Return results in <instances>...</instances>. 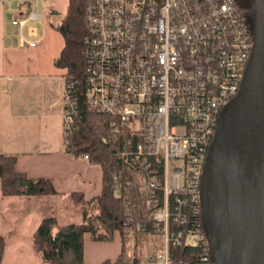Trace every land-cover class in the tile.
<instances>
[{"label":"built area","instance_id":"obj_1","mask_svg":"<svg viewBox=\"0 0 264 264\" xmlns=\"http://www.w3.org/2000/svg\"><path fill=\"white\" fill-rule=\"evenodd\" d=\"M250 15L236 0H86L81 92L77 78L63 75L64 152L90 162L71 143L81 94L87 110L108 116L100 138L118 159L113 190L134 200L125 202L122 232L161 236L144 256L136 244L127 264H190L175 255L189 234L199 264H212L201 179L220 113L239 94L251 57ZM113 237L120 241V230Z\"/></svg>","mask_w":264,"mask_h":264},{"label":"crops","instance_id":"obj_2","mask_svg":"<svg viewBox=\"0 0 264 264\" xmlns=\"http://www.w3.org/2000/svg\"><path fill=\"white\" fill-rule=\"evenodd\" d=\"M31 5L0 0V151L15 157L16 171L28 178H48L56 192L2 195L0 191L2 264H43L31 245L38 222L48 215L59 223L80 221L81 207L74 196L88 200L102 188L99 165L64 152L61 99L66 70L54 64L59 53L51 62L46 60L48 48L40 47L43 14L28 10ZM30 12L37 17L28 18ZM113 239L115 249L94 250L108 241L84 233L83 264L114 261L120 241Z\"/></svg>","mask_w":264,"mask_h":264},{"label":"water","instance_id":"obj_3","mask_svg":"<svg viewBox=\"0 0 264 264\" xmlns=\"http://www.w3.org/2000/svg\"><path fill=\"white\" fill-rule=\"evenodd\" d=\"M236 1L251 10L254 46L208 148L202 218L212 264H264V0Z\"/></svg>","mask_w":264,"mask_h":264},{"label":"trees","instance_id":"obj_4","mask_svg":"<svg viewBox=\"0 0 264 264\" xmlns=\"http://www.w3.org/2000/svg\"><path fill=\"white\" fill-rule=\"evenodd\" d=\"M86 0H68L67 13L60 23L55 25L63 38V45L54 64L66 70L78 79L79 89L82 87L84 69V39L88 33L83 21ZM80 97V110L76 116L78 130L71 136L75 154L87 152L90 162L96 163L102 170V188L98 195L84 200L74 196L80 203L81 220L78 222L59 223L53 215L43 217L32 231L31 245L43 259V264H83V235L88 232L94 240H112L113 231L120 230V252L114 261L105 259L99 264H127L129 252H136L138 243L135 236L122 232L125 217L126 200L133 205V197L126 199L115 193L111 174L118 170V159L112 154L108 144L100 138L107 132L108 116L89 111ZM15 157L0 151V191L2 195H46L55 193L48 178H28L14 168ZM192 232V231H191ZM190 232V233H191ZM141 238V237H140ZM186 244L175 249V255L187 260L190 264H199V246L192 235L184 237ZM5 245L4 236L0 234V264Z\"/></svg>","mask_w":264,"mask_h":264},{"label":"rangeland","instance_id":"obj_5","mask_svg":"<svg viewBox=\"0 0 264 264\" xmlns=\"http://www.w3.org/2000/svg\"><path fill=\"white\" fill-rule=\"evenodd\" d=\"M31 6L29 7L28 10L32 9L34 11H40L43 14L42 21L40 22L41 34H42L40 47L43 48V50H45V48H48L47 49L48 56L46 60H48V62H51L52 56L58 54L63 45V38L59 33V31L56 29L55 25L60 23L62 18L67 13L68 0H34ZM79 208L80 205H78V209ZM106 241H108V244L105 242L106 244L103 243L101 245L102 246L101 248L95 247L94 250L105 251L109 248V246L115 249L116 246L118 245L115 239L106 240ZM137 242H138L137 243L138 250L140 251L141 256H144L146 253H153L158 249L161 242V236L156 234H145L141 238L138 237ZM12 262L13 264H15L17 261H12Z\"/></svg>","mask_w":264,"mask_h":264}]
</instances>
